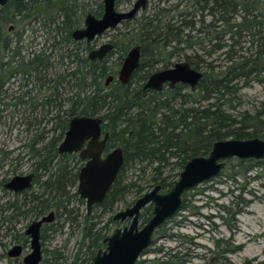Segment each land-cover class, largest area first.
<instances>
[{"label":"trees","instance_id":"obj_1","mask_svg":"<svg viewBox=\"0 0 264 264\" xmlns=\"http://www.w3.org/2000/svg\"><path fill=\"white\" fill-rule=\"evenodd\" d=\"M92 2L9 0L0 8V122L1 114L9 108L13 115L21 109L30 115L39 108L46 113L53 136L48 138L47 133L34 129V124L28 122L26 132L34 134L23 146L28 153L41 152L43 149L38 148L44 146L55 153L51 159L40 155L36 159L37 163L56 162L46 169L49 173L54 171L53 175L40 183V212L57 213L51 234H63L67 226L74 225L81 231L74 258L55 250L43 264H92L97 253L105 249V240L112 232V218L100 226L98 212L111 213L131 190H135L137 199L146 192L145 187L136 183L126 186L128 168L158 165L150 188L160 185L163 192H168L185 165L195 157H208L216 142L264 140V108L254 115L242 114L240 120L227 111L235 102L241 104L244 88L264 81V0H179L176 5H169L170 0H157L139 18L122 23L125 30L114 35L115 49L110 57H117L115 67L107 61H90L88 54L94 45L77 43L71 38L87 13L102 15V2L96 9ZM130 3L117 0L116 6ZM12 27L14 30L9 32ZM36 27L47 34L48 47L24 45L25 34L37 33ZM133 46L142 50L139 73L127 86L118 83L106 88V79L117 76ZM179 57L203 73L197 88L180 85L178 90L162 93L143 90L156 67L167 69ZM24 88L27 92H23ZM78 115L102 118L104 131L111 135L106 152L119 146L125 157L106 200L89 216L84 211V200L75 192L79 167L74 161L68 166L67 158L61 157L57 149L69 120ZM173 159L180 173L169 182L167 177L163 178L162 167ZM237 167L240 171L231 180L247 178L250 172L261 168V163L241 160ZM187 194L181 210L186 208ZM53 197L54 204L50 205ZM33 202L27 211L34 209ZM13 208L15 212L19 210L17 206ZM152 211V206L143 211L142 224L149 221ZM44 239L42 234V245ZM44 253L49 255L47 249Z\"/></svg>","mask_w":264,"mask_h":264},{"label":"rangeland","instance_id":"obj_2","mask_svg":"<svg viewBox=\"0 0 264 264\" xmlns=\"http://www.w3.org/2000/svg\"><path fill=\"white\" fill-rule=\"evenodd\" d=\"M102 1L93 0L92 7L96 9ZM129 1L130 4L121 5L117 10L130 11L136 0ZM178 1L170 0L169 5H176ZM155 2L157 0H149L148 7ZM118 30L124 31L125 28L121 25L117 30L106 33L97 40L95 48L113 40ZM42 35L39 30L37 33L27 32L24 45L36 46L37 49L45 45L48 47V36ZM116 59V56L110 58L111 67ZM180 62H183L180 57L172 60L173 65ZM159 70L160 66L153 72ZM240 96L241 104L235 102L232 107L227 108L228 113L237 120L241 119L242 114L254 115L257 111H263L264 81L251 83L241 91ZM12 112L13 109L9 108L1 114L0 150L13 151V157H16L24 152V144L34 134H27V121L41 132L51 129L52 124L44 120L41 114L31 115L25 121V114L18 113L17 117ZM240 161L236 158L227 161L224 171L217 178L188 192L186 208L180 210L156 232L152 245L139 260L141 264H264V160H255L261 163V168L250 172L247 178L237 177L236 180H231L240 171L237 167ZM157 166L137 165L128 168L124 180L126 186L136 183L145 187V193L149 192L152 189V180L157 175ZM27 169L26 165L21 172ZM179 173L180 168L174 159L162 167L163 178L167 177L169 182L175 181ZM136 200L135 190H131L112 213L103 214L99 211L100 226L118 212L130 207ZM80 239L81 231L75 225L67 226L63 234H50L43 245V249L49 251V255L44 253V259H51V252L55 250H60L67 258H74L79 250ZM29 251L28 247L26 254Z\"/></svg>","mask_w":264,"mask_h":264},{"label":"water","instance_id":"obj_3","mask_svg":"<svg viewBox=\"0 0 264 264\" xmlns=\"http://www.w3.org/2000/svg\"><path fill=\"white\" fill-rule=\"evenodd\" d=\"M9 0H0V8L8 4ZM117 0H104V13L101 19L89 14L85 21L84 29L75 30V41L87 40L92 43L109 31L118 28L123 22L134 20L141 12L147 9L149 0H136L128 12H120L116 6ZM114 49L110 43L102 45L99 49L89 54V60H104ZM142 50L134 46L126 56L119 71V81L127 86L134 73L140 66ZM110 77L107 84L112 81ZM203 73L193 69L187 62H180L173 68L153 74L145 90L160 92L165 84L171 88L176 84L195 89L201 83ZM102 120L92 117H75L69 124L64 140L58 152L63 154L80 153V158L86 162L80 171L78 194L86 200L88 214L95 205L101 204L106 199L112 186L124 166L125 157L121 148L112 150L105 155L108 135L101 140ZM86 149H83L84 146ZM239 160H264V140H225L216 142L208 157H195L184 167L178 181L166 194L161 193V187L156 186L151 192L144 194L136 201L133 207L119 212L115 221L131 220L129 227L117 229L112 236L106 239V249L101 251L93 264H137L144 253L153 243L154 234L164 223L174 217L182 208L184 195L217 178L226 167V162L231 159ZM30 178H16L7 185V189L19 192L29 187ZM153 205V217L144 226H140L141 212ZM53 213L34 222L27 230L31 239V253L25 258V264H41L43 249L41 243V228L45 223L53 221ZM11 256H15L12 255Z\"/></svg>","mask_w":264,"mask_h":264},{"label":"flooded vegetation","instance_id":"obj_4","mask_svg":"<svg viewBox=\"0 0 264 264\" xmlns=\"http://www.w3.org/2000/svg\"><path fill=\"white\" fill-rule=\"evenodd\" d=\"M104 0L102 1V15L100 17H97L96 15L92 14V13H87L85 15V17L83 18V24L80 28L78 29H84L85 27V21H86V18L89 14H92L93 16H95L96 18L98 19H101L102 16H103V13H104ZM2 8V7H1ZM133 21V20H132ZM124 23V22H123ZM122 25V24H121ZM120 25V26H121ZM119 28V27H118ZM118 28H116L115 30H117ZM76 29V30H78ZM14 29L13 27L9 29V32H12ZM113 30V31H115ZM111 32V31H109ZM73 33L74 31L72 32L71 34V38L73 41H75L73 39ZM104 36V35H103ZM102 36V37H103ZM99 39V38H98ZM96 39L95 41H93L92 43H89L87 42V40H82V41H75L77 43H83V44H92L94 45L93 46V49L89 52V54L92 52V51H95L99 48H95V44L97 43V40ZM111 45L112 44V40L110 42ZM106 43V44H108ZM104 45V44H103ZM26 46V45H25ZM114 46V45H113ZM29 47V46H28ZM134 47V46H133ZM132 47V48H133ZM131 48V49H132ZM115 49V47H114ZM114 49L113 51L108 54L106 56V58H104V60L100 61V60H95V62H99V63H102L104 61H107L108 62V65L109 62H110V58L114 57H110V55L114 52ZM130 49V50H131ZM26 50V49H25ZM129 50V51H130ZM31 51V50H30ZM128 51V53H129ZM127 53V55H128ZM89 54H88V58H89ZM24 55H26V51H24ZM126 55V56H127ZM126 58V57H125ZM125 60V59H124ZM91 61V60H90ZM124 62V61H123ZM142 63H143V60H142V57H141V62H140V66L139 68L137 69V71L134 73L133 75V78L131 80V82L133 81V79L136 77V74L139 73V70L141 69V66H142ZM123 64V63H122ZM177 64V63H176ZM175 65V64H174ZM174 65L172 64L169 68L167 69H170V68H173ZM122 66V65H121ZM121 66L118 68L117 70V76H113V75H110L108 76V78L106 79L105 81V87L106 88H109L111 87L113 84H120L121 86H123L121 84V82L119 81V71L121 69ZM115 67V63H114V66ZM167 69H162L159 70V71H162V70H167ZM159 71H156V72H152L151 75H149L147 81L145 82L144 86L146 85V83L148 82L149 78L159 72ZM112 77V81L109 82V84H107V81L108 79ZM130 82V83H131ZM129 83V84H130ZM128 84V85H129ZM144 86H143V90L146 91V92H156V93H162V92H165L167 90L169 91H175V90H178L179 87H180V84H176L175 87L171 88L169 84H165L163 89L160 91V92H157V91H153V90H145L144 89ZM124 87V86H123ZM32 86H30L28 89H31ZM23 92H27L26 88L23 89ZM43 97V95H40L38 99H40V102H42L41 98ZM69 97V96H68ZM24 111V109H21L20 110V113H22ZM25 114V113H23ZM36 114H41L43 115V119L47 120L49 119L46 115V113L41 109L39 108L38 109V112L35 113ZM34 115V114H33ZM25 117H23L25 119V121H27L29 118H30V114H25L24 115ZM75 117H91V116H84V115H78V116H74L72 117L70 120H69V123H68V129L67 131L69 130V124L70 122L75 118ZM92 118H98V119H101L102 120V136H101V140L104 139V137L106 135H108V142H107V145H106V148L107 149V146L110 144V141H111V135L109 132H106L104 131L103 129V125H104V120L100 117H92ZM27 119V120H26ZM29 122V121H27ZM66 131V133H67ZM45 133H47V136L48 138H51L53 135V129H49L47 131H43ZM52 133V134H51ZM65 133V135H66ZM49 135H52L51 137ZM64 135V137H65ZM64 140V138H63ZM62 140V141H63ZM61 141V143H62ZM60 143V145H61ZM60 145L57 147V149H59ZM118 146V145H116ZM38 148V147H37ZM87 146L85 145L83 147V149H86ZM117 148H121L122 147H115L113 148L114 149H117ZM24 152L21 154H17L16 157H13V151H5L3 149L0 150V264H3L5 262V264H25L24 263V260L25 258L31 253V239L29 236H27V230L29 229V227L34 223V222H38V221H41L42 219L46 218V217H49L50 214L53 213V221L50 222V223H45L42 228H41V243H42V234H45V239L43 240V245H44V241H46L49 237H50V234L52 233V228H53V225L57 219V213L55 211H49L47 213H45L44 215H41V212H40V207H39V197H40V183L42 182V180L46 181L47 179H49L51 177V175H53V172H47L46 169L47 167L55 164L56 162L52 161V160H49L47 163H37L36 162V159L37 157L40 155V156H47V158H50L53 157L55 155L53 149L51 147H47V146H44V147H39L38 149H43L41 152H32V151H29L28 153V150H26L24 147ZM112 151V150H111ZM110 151V152H111ZM108 152V153H110ZM105 150V155L108 154ZM59 154V152H58ZM60 155V154H59ZM61 157H66L67 160H68V163L67 165L68 166H71V162L74 161L75 163L73 164H76L77 167H79V171H78V182H77V186L75 188V192H77L78 190V185H79V175H80V171L81 169L84 167V165L86 164L85 161H83L81 158H80V153H77V154H63V155H60ZM52 161V162H51ZM28 166V169L24 172H21V169L24 167V166ZM16 178H30V184H29V187L19 191V192H15V191H11L9 189H7V185L12 182L14 179ZM158 186V185H156ZM154 186V188L156 187ZM160 186V185H159ZM113 187V186H112ZM161 187V186H160ZM154 188H152L149 192H151ZM169 192V191H168ZM168 192H163L162 191V188H161V193L162 194H166ZM78 193V192H77ZM148 193V192H147ZM146 194V193H144ZM143 194V195H144ZM79 195V194H78ZM142 195V196H143ZM80 197V196H79ZM81 198V197H80ZM141 198V197H140ZM139 198V199H140ZM51 199V203L50 205H53L54 204V201H55V197L53 198H50ZM82 199V198H81ZM84 200V199H83ZM106 200V199H105ZM104 200V201H105ZM138 200V199H137ZM136 200V201H137ZM34 201V202H33ZM36 201V202H35ZM136 201L130 205V207L128 208H131L134 206V204L136 203ZM33 202V210L32 211H27V210H30L28 209L31 204ZM46 202V201H45ZM85 202V206H84V209L86 210V214L89 216L91 214L94 213V211L96 210V207L98 205H101V204H98V205H95L91 211L90 214H88V207H87V202L86 200H84ZM118 205V204H117ZM116 205V206H117ZM14 206H17L19 209L17 212H15L13 207ZM115 206V208H116ZM152 206L153 208V205H149L148 207ZM146 207V208H148ZM11 208V209H10ZM114 208V209H115ZM128 208H126L125 210H127ZM145 208V209H146ZM144 209V210H145ZM123 210V211H125ZM143 210V211H144ZM114 211V210H113ZM112 211V212H113ZM143 211L141 212V216H142V213ZM111 212V213H112ZM122 212V211H120ZM180 212V211H179ZM178 212V213H179ZM100 213H102L100 211ZM119 213V212H118ZM117 213V214H118ZM116 214V215H117ZM115 215V216H116ZM112 217V224L110 225L111 228H112V232L110 234V236H112V234L114 233V231H116L117 229H124L126 227H129L130 224H131V220L130 219H127L125 221H115L114 220V217ZM152 217H153V211H152ZM151 217V218H152ZM150 218V219H151ZM173 218V217H172ZM171 218V219H172ZM149 219V220H150ZM169 219V220H171ZM169 220H167L165 223H167ZM149 222V221H148ZM147 222V223H148ZM146 223V224H147ZM164 223V224H165ZM106 223H103V225H105ZM125 225V226H123ZM145 224H142V219L140 217V226H144ZM161 228V227H160ZM159 228V229H160ZM158 232V231H157ZM156 234V233H155ZM154 234V235H155ZM109 236V237H110ZM107 237V238H109ZM106 238V239H107ZM154 238V237H153ZM27 241V243H26ZM106 241V240H105ZM43 245H42V249H43ZM105 245H106V242H105ZM28 247L30 248V251L26 254V251L28 250ZM106 249V247H105ZM105 249H102L100 250L97 255L101 252V251H104ZM11 253L12 255H15V256H11ZM43 255H44V249H43ZM96 255V256H97ZM95 256V257H96ZM94 257V258H95ZM94 258H93V261H94ZM43 261H44V257H43ZM42 261V263H43ZM93 261H92V264H93ZM41 263V264H42Z\"/></svg>","mask_w":264,"mask_h":264}]
</instances>
